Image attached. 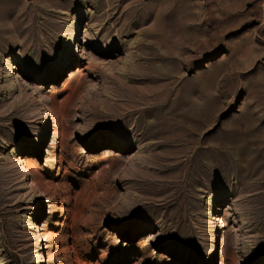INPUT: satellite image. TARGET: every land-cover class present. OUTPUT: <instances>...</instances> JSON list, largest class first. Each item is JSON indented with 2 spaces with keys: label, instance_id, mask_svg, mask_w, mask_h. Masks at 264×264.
<instances>
[{
  "label": "rangeland",
  "instance_id": "rangeland-1",
  "mask_svg": "<svg viewBox=\"0 0 264 264\" xmlns=\"http://www.w3.org/2000/svg\"><path fill=\"white\" fill-rule=\"evenodd\" d=\"M0 264H264V0H0Z\"/></svg>",
  "mask_w": 264,
  "mask_h": 264
},
{
  "label": "bare ground",
  "instance_id": "bare-ground-1",
  "mask_svg": "<svg viewBox=\"0 0 264 264\" xmlns=\"http://www.w3.org/2000/svg\"><path fill=\"white\" fill-rule=\"evenodd\" d=\"M69 43L71 44V42H69ZM13 59H15V57Z\"/></svg>",
  "mask_w": 264,
  "mask_h": 264
}]
</instances>
